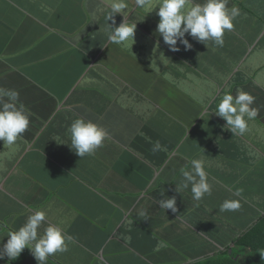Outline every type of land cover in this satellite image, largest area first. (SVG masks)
I'll return each instance as SVG.
<instances>
[{
  "label": "crops",
  "instance_id": "crops-1",
  "mask_svg": "<svg viewBox=\"0 0 264 264\" xmlns=\"http://www.w3.org/2000/svg\"><path fill=\"white\" fill-rule=\"evenodd\" d=\"M110 2L69 0L61 6L69 22L50 43L56 29L47 2L0 0V84L19 92L31 120L17 146H0V242L24 224L29 209H44L46 224H60L74 237L69 250L48 264H231L232 251L200 232L201 206L190 189L175 188L188 160L202 158L213 185L202 207L230 193L227 185L243 189L256 217L264 213V0H229L241 16L223 47L186 34L191 50L172 52L165 44L147 49L146 43L156 44L155 34L141 24L134 41L121 44L138 47L137 54L109 43L101 9ZM18 26L25 33L14 31ZM74 48L84 57L82 69L96 67L98 78L69 73L63 58ZM180 76L211 80L215 92L205 102L238 89L249 92L260 122L247 137L233 136L225 121L213 120L216 107L202 120L199 97L184 105L154 103L153 93ZM79 117L111 134L102 150L82 161L69 152L68 129ZM156 141L162 148L153 152ZM162 191L176 197V213L157 205ZM221 254L227 259H218ZM0 264L37 261L25 249Z\"/></svg>",
  "mask_w": 264,
  "mask_h": 264
},
{
  "label": "clouds",
  "instance_id": "clouds-1",
  "mask_svg": "<svg viewBox=\"0 0 264 264\" xmlns=\"http://www.w3.org/2000/svg\"><path fill=\"white\" fill-rule=\"evenodd\" d=\"M43 1L50 5L49 13L54 19L56 35L48 39L52 43L69 22L67 14L61 10V6L69 0ZM228 2L229 0H159V3H152L151 0H111L101 12L108 22L109 43L121 46L126 42H133L136 27L152 18L156 44L149 42L144 47L148 49L165 44L170 51L179 52L180 46L185 51L193 47L185 38L186 34L204 45L211 43L215 47L224 46L225 33L233 31L234 21L241 16V9L237 5L229 8ZM132 9L133 12L129 14ZM139 18L142 20L137 21ZM116 20H122L118 26ZM81 53L74 48L64 56L63 63L69 73H76L80 80L90 75L98 78L96 67L92 71L82 69L84 57L80 58ZM3 59L5 57L0 56V61ZM254 103V96L238 89L235 95L225 93L219 102L216 96L210 105V109L214 106L216 110L209 112L213 114L216 123L225 121V127L233 136L247 137L252 133V125L260 122L257 118L260 110L253 107ZM30 129V112L20 102L19 92L0 84V146L6 150L14 148ZM68 132L70 148L74 151L73 157L76 160L85 156L93 157L111 138L108 128L83 117L74 119ZM161 148L160 142L156 141L152 151L156 152ZM212 188L204 159L190 158L187 165L180 169V182L175 188L177 193L190 189L192 199L199 204L198 201L212 194ZM225 188L230 193L216 196L215 203L207 211L208 216L199 225L200 232L206 233L218 248L232 251L230 259L222 254L218 255V259H227L231 264H257L259 259L264 261V249L259 244L264 237V213L257 217L254 215L255 208L243 194L242 188L233 189L227 185ZM160 196L163 198L156 200L159 208L176 213V197H168L164 191ZM220 199L224 200L218 206ZM29 212L24 224L17 230L8 231L6 242H0V260L7 257L9 261H14L27 249L37 264H48L49 257L67 252L69 244L74 242V237L67 234L65 227L54 223L46 224L47 210L29 209ZM140 215L144 216L146 213L142 211ZM205 222L209 225L204 228ZM217 223L220 232L216 237L211 226ZM42 226L43 230L40 231Z\"/></svg>",
  "mask_w": 264,
  "mask_h": 264
},
{
  "label": "rangeland",
  "instance_id": "rangeland-1",
  "mask_svg": "<svg viewBox=\"0 0 264 264\" xmlns=\"http://www.w3.org/2000/svg\"><path fill=\"white\" fill-rule=\"evenodd\" d=\"M14 15L22 18L23 15L22 13H19L17 11H14ZM139 20H142V18H139ZM144 25L146 27H151L153 25V21L149 18L148 20L143 21ZM14 31H17L21 34L25 33L24 32V28H21L20 26H18L17 28L14 29ZM19 40V38H18ZM148 43L145 44V46H147ZM121 47L127 52L130 53L134 50H136V54L138 53L137 48H128L126 46H122ZM145 62H147L145 60ZM159 79V77H157ZM214 89L212 87L211 84V80L201 77L200 82H198L197 79H195L194 81L191 80V78H188L187 76H180L177 77L173 80V82L168 83V88L166 90H164V86H161L156 92L153 93L152 99L154 101V103H160L161 101L163 103H180L182 105H184L187 101L188 98H201V102L199 104V111L202 115V120L204 122H206L208 120V116L207 114L209 113L210 110V105H211V101L210 102H205V98L209 95H211L212 93H214ZM178 119L179 118L178 116ZM209 130V129H208ZM71 142V141H70ZM72 155L74 153V151L72 149H70L69 151ZM92 156H87L86 159L91 158ZM230 198V196L228 197ZM224 199H220L218 206H220V204L223 202ZM206 201L209 202L210 204V199L207 198ZM199 205L201 206L200 209H198L199 211V225L201 226L203 221L205 220V218L208 216L207 211L209 209V207H202L203 205V199L201 201H198ZM149 203L148 204H144L143 207H149ZM158 205V204H157ZM148 210H154V208L150 207ZM145 212V210H141L138 213L140 214V212ZM250 227H252V224L250 225ZM264 236V235H262ZM260 246L264 249V237L261 238L260 240Z\"/></svg>",
  "mask_w": 264,
  "mask_h": 264
},
{
  "label": "trees",
  "instance_id": "trees-1",
  "mask_svg": "<svg viewBox=\"0 0 264 264\" xmlns=\"http://www.w3.org/2000/svg\"><path fill=\"white\" fill-rule=\"evenodd\" d=\"M86 157H87V156H85V157H83V158H80L78 161L85 160ZM190 195H191V192H190ZM191 196H192V195H191ZM208 225H209V223L205 222V223L203 224V227L205 228V227H207ZM211 229L214 230V235L217 237V233L220 232V227H219L218 223L215 224V225H213V226H211ZM257 264H264V261L261 260V259H259Z\"/></svg>",
  "mask_w": 264,
  "mask_h": 264
}]
</instances>
